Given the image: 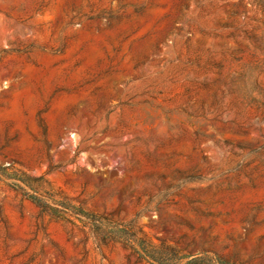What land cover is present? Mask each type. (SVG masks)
I'll return each instance as SVG.
<instances>
[{
    "label": "rangeland",
    "instance_id": "rangeland-1",
    "mask_svg": "<svg viewBox=\"0 0 264 264\" xmlns=\"http://www.w3.org/2000/svg\"><path fill=\"white\" fill-rule=\"evenodd\" d=\"M0 173V264H264V0H0Z\"/></svg>",
    "mask_w": 264,
    "mask_h": 264
},
{
    "label": "trees",
    "instance_id": "trees-1",
    "mask_svg": "<svg viewBox=\"0 0 264 264\" xmlns=\"http://www.w3.org/2000/svg\"><path fill=\"white\" fill-rule=\"evenodd\" d=\"M1 174V173H0ZM11 186L16 189V190H19V191H22L24 192V189L19 186L18 184H11ZM25 196H26V193H24ZM34 203H36L38 206L42 207L43 209L47 210L50 206L45 203L42 199L38 198V197H29Z\"/></svg>",
    "mask_w": 264,
    "mask_h": 264
}]
</instances>
